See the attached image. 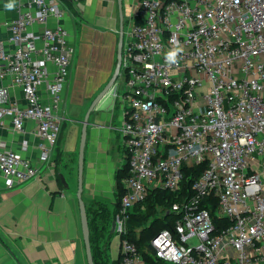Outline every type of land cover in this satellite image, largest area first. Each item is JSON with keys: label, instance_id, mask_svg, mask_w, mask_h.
<instances>
[{"label": "built area", "instance_id": "1", "mask_svg": "<svg viewBox=\"0 0 264 264\" xmlns=\"http://www.w3.org/2000/svg\"><path fill=\"white\" fill-rule=\"evenodd\" d=\"M20 1L16 17L5 22L13 49L0 42V77L9 82L0 86V125L9 116L21 132L32 120L45 159L65 119L70 32L57 1ZM177 45L178 63L169 64L166 54ZM10 86L22 89L24 108ZM109 92L121 104L129 164L113 219L120 264H147L126 236L134 206L157 188L180 193L186 168L202 163L192 193L170 206L177 219L151 238L152 260L264 264V0H138ZM0 169L9 187L38 174L30 158L4 143ZM212 197L226 224L207 207Z\"/></svg>", "mask_w": 264, "mask_h": 264}, {"label": "crops", "instance_id": "2", "mask_svg": "<svg viewBox=\"0 0 264 264\" xmlns=\"http://www.w3.org/2000/svg\"><path fill=\"white\" fill-rule=\"evenodd\" d=\"M55 1L66 11L60 22L70 32L73 54L62 108L65 121L70 113L74 115L70 119L71 145L62 146L59 134L49 156L42 159L41 139L34 131L32 120H26L25 130L21 132L13 131L9 116L2 120L0 144L30 158L38 174L9 187L0 169V264H88L76 196L78 155L75 152L80 146L82 120L103 87L100 83L107 82L102 76L105 73L102 64L110 70L117 65L120 30L121 27L123 31L127 29L138 0H122V14L118 0ZM9 2L12 0H0V42L6 52L13 49V44L9 41L10 31L5 22L16 17L21 1L15 0L12 10L6 8ZM56 23L53 17L48 21L50 26ZM38 29L41 27L36 26ZM76 51L79 59L74 66ZM8 83L0 77V86ZM10 92L12 99L24 108L26 99L22 89L10 86ZM41 94L43 100L48 101L44 86ZM122 123L121 104L116 100L105 106L101 99L90 113L83 166L86 204L91 200L104 201L107 197L114 201L115 175L127 159ZM58 151L59 160L56 159ZM60 172L69 186L61 180ZM106 253L108 264H116L113 261L118 255L113 258L108 251Z\"/></svg>", "mask_w": 264, "mask_h": 264}, {"label": "trees", "instance_id": "3", "mask_svg": "<svg viewBox=\"0 0 264 264\" xmlns=\"http://www.w3.org/2000/svg\"><path fill=\"white\" fill-rule=\"evenodd\" d=\"M62 127V126H61ZM62 129V128H61ZM127 158V157H126ZM57 160L60 159V151L57 153ZM206 163H202L194 168H186L184 173V179L182 181V190L181 192H173L165 189H154L151 190L147 198L134 206L132 212L130 213V218L127 223V234L131 240L135 241L138 245V248L144 255V258L147 261V264H158L154 262L151 257V247L150 240L156 235L160 230L166 227H170L174 221L177 219L178 215L170 210V206L172 202L182 196V194H191L192 193V183L194 179L204 170L206 167ZM129 172V164L128 158L125 163L117 170L115 179V194H114V211L115 214L119 209L121 204L122 197L124 196L126 190L123 184V179ZM93 204H104L103 201L93 200ZM92 204V205H93ZM217 204V200L212 197L208 198L206 201L207 207L211 208L212 215L215 216L216 222H220L221 224H226L228 221L218 218L215 214V207ZM104 206V205H103ZM99 207L97 215L93 217L92 220H96L101 217V214L108 213V209L105 207ZM88 216L91 212V207H95L94 205L90 207V205L86 204ZM158 207H165V210H159ZM96 208V207H95ZM161 209V208H160ZM104 211V212H103ZM103 216V215H102ZM115 216V215H114ZM114 219V217H113ZM92 220H89L90 226V241L92 247V253L94 257L95 264H108L109 260H107V243L109 241V234L111 228V221L104 223L100 227L97 224H94ZM132 223L135 225H141L142 230L140 233H136L135 229L132 228ZM99 228L102 229L103 232V240L102 243L98 242V232ZM142 239L147 241V248H144L142 245ZM104 243V245H103ZM121 257L118 254V257L114 259L113 263L120 264Z\"/></svg>", "mask_w": 264, "mask_h": 264}, {"label": "water", "instance_id": "4", "mask_svg": "<svg viewBox=\"0 0 264 264\" xmlns=\"http://www.w3.org/2000/svg\"><path fill=\"white\" fill-rule=\"evenodd\" d=\"M118 4L120 7V12L122 14V0H118ZM123 37H124V31L123 27H121L120 34H119V40H118V46H117V65L115 68V71L112 75V77L109 79V81L106 83L104 88L95 96L93 101L91 102L83 120H82V132H81V138H80V146H79V157H78V187L76 191V196L79 203V211H80V218H81V224H82V232H83V238H84V244L86 249V256L88 264H95L93 253H92V247H91V241H90V226H89V216L87 212V207L85 200L83 198V166H84V147L86 143V137H87V127L89 123V116L96 104L103 98L104 95H106L114 81L118 77L119 68L122 60V47H123ZM59 176L65 186H69L68 182L66 181V178L63 173H59ZM115 220L111 221V228L110 233H114L115 231Z\"/></svg>", "mask_w": 264, "mask_h": 264}, {"label": "rangeland", "instance_id": "5", "mask_svg": "<svg viewBox=\"0 0 264 264\" xmlns=\"http://www.w3.org/2000/svg\"><path fill=\"white\" fill-rule=\"evenodd\" d=\"M78 57L79 56H78L77 51H76V54L74 55V59H73L74 66L77 64V58ZM103 67L105 68L104 69L105 73L102 76H103V78H107V82H108L109 79L112 77L114 71H115L116 64H115L114 69H112V70H110V68L108 66H105V64H102V68ZM73 76H74V74H73ZM102 80L103 79H101V81ZM107 82H104V83L101 82L100 83L103 86L102 88H104V86L106 85ZM102 88H101V90H102ZM113 100H114V97H113V94L112 93H108V94L104 95L103 98H102L103 104L105 106L106 105H110L113 102ZM68 116L69 117L67 118V120L65 121V119H64V121L62 122V127H61L62 129L60 131V137H59L61 139V141H62V143H61L62 146H65V148H68L71 145V136H72V132H73L72 122H71L70 119H73L74 115L72 113H70ZM79 144H80V142H79ZM78 149H79V147H78ZM78 149L76 150L77 152H75V154L78 155L77 156V166H78V157H79ZM98 200H100V199H98ZM103 203H104L103 204L104 206L102 204L96 205V204H93V200H91L90 201V204H88V205H90V207L93 206V205L96 207V208L95 207H91V212L89 213V220H92L93 217L95 215H97L98 212H100V210L98 209V206L99 207H102L103 206V207H105V208L108 209V213H106V214L105 213L104 214L102 213L101 214V217L97 218L96 220H92L93 223L94 224H97L99 227L101 225H103L104 223H107V222L112 221L113 220V217L115 215V211H114L115 208H114V204H112L113 203L112 197L105 198L104 201H103ZM158 209L159 210H165L166 208L165 207H158ZM131 226H132V228L135 229V231H136L137 234L140 233V231L142 230V226L141 225L139 226V225H135V224L132 223ZM103 232L104 231L99 228V232H98V242L99 243H102V240H103V236H102L103 235ZM108 237H109V241L107 243V251H108V253H109L110 256H112L113 258H116L117 255H118L117 247H118V243L120 242V237L116 233H112L111 235L109 234ZM103 245H104V243H103ZM142 245H143L144 248H147V241L142 239Z\"/></svg>", "mask_w": 264, "mask_h": 264}, {"label": "clouds", "instance_id": "6", "mask_svg": "<svg viewBox=\"0 0 264 264\" xmlns=\"http://www.w3.org/2000/svg\"><path fill=\"white\" fill-rule=\"evenodd\" d=\"M15 7V0H12V2H9L6 5V8L9 10H12ZM183 51V49L180 46H176L174 47L172 50H170L169 52H167L166 54V62L169 64H175L178 63V56L179 54Z\"/></svg>", "mask_w": 264, "mask_h": 264}]
</instances>
